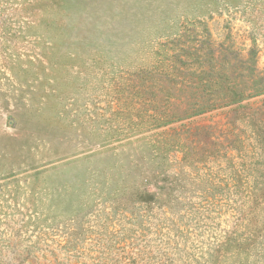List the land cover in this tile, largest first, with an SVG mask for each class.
Listing matches in <instances>:
<instances>
[{"label": "rangeland", "instance_id": "obj_1", "mask_svg": "<svg viewBox=\"0 0 264 264\" xmlns=\"http://www.w3.org/2000/svg\"><path fill=\"white\" fill-rule=\"evenodd\" d=\"M262 88L264 0H0V264H264Z\"/></svg>", "mask_w": 264, "mask_h": 264}, {"label": "trees", "instance_id": "obj_2", "mask_svg": "<svg viewBox=\"0 0 264 264\" xmlns=\"http://www.w3.org/2000/svg\"><path fill=\"white\" fill-rule=\"evenodd\" d=\"M210 46H213L214 43L210 42L209 44ZM215 46V45H214ZM253 52V51H252ZM256 53V50H255ZM264 94V88L259 89L258 91H255L253 93H246V94H224V100L226 101L225 103H231L234 102L236 100H239L240 98L243 97V95H246V97H252V96H256V95H261ZM216 102H214L215 104ZM215 106V105H214ZM213 108V107H212ZM211 107H209L208 109H212Z\"/></svg>", "mask_w": 264, "mask_h": 264}]
</instances>
